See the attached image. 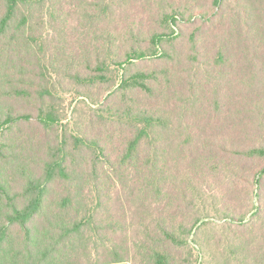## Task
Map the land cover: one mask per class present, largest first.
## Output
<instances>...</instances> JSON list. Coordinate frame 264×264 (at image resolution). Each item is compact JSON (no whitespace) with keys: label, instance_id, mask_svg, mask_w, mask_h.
Instances as JSON below:
<instances>
[{"label":"rangeland","instance_id":"rangeland-1","mask_svg":"<svg viewBox=\"0 0 264 264\" xmlns=\"http://www.w3.org/2000/svg\"><path fill=\"white\" fill-rule=\"evenodd\" d=\"M4 1L0 0V15L5 9ZM172 1L174 4L169 3L164 11L177 12V24L157 23L151 27L154 31L162 29L168 37L178 38L179 58L175 61L159 66L155 60H134L133 65L123 68H117L113 62L110 75L111 85L115 86L112 90L100 84L85 86L73 78L65 79L66 72H70L64 66L71 64L66 58V62L49 58L42 61L43 66L55 69L49 76L53 91L44 102L50 105L44 110L51 111L60 120L55 124L41 122L42 101L33 91L23 95L15 93L25 83L35 81L19 71L25 56L6 47L5 38L0 39V80L8 87L0 92V180L9 197H18L26 188L23 175L39 177L42 161L48 160L64 139L68 140V153H73L77 152L74 139L84 138L92 147L84 145L78 149L82 152H77V163L81 164V159L86 161L85 170L81 169L77 177L72 174V178L60 183L51 182L49 194L64 195L73 189L83 193L81 214L88 213L87 217L94 216L103 225L109 218L132 224L144 216L145 210L151 212L152 203L159 199L144 189L150 184L149 179L142 177L143 173L132 177L133 174L118 168L120 153L135 134L136 124L118 121L104 109L108 103L112 104L108 95L117 90L123 75L151 68L150 73L159 77L162 85L153 83L152 99L142 93L138 95L143 102L148 99L151 106L162 108L172 121L171 126L164 125L157 130L160 142L155 138L153 142L156 153L161 155L157 170L161 167L177 179L171 186V199H160L163 213L167 214L173 207L185 208L177 221L176 232L182 244L177 255L189 260V264H258V256L264 249V175H259L264 168V156L258 155L255 159H243V156L247 157L245 153L250 147L264 149V0H220L218 4L215 0H193L187 5V0ZM74 4L78 10L73 14L67 10L69 4H64L63 19L68 23L82 15V4ZM119 23L115 22L111 29ZM39 26L36 29L41 32ZM195 26L200 28L193 34L197 44L192 49L191 34ZM76 36L78 33H64L71 44ZM89 37L95 44L115 38L113 34ZM147 39L149 44L144 47L152 45L150 37H143L142 41ZM58 41L54 39L51 47L57 46ZM3 48L9 49L3 52ZM117 97L115 105L124 103L122 95L117 93ZM258 104L262 115L252 111ZM24 114L31 115L32 119L12 128L1 125L9 116ZM150 152L147 145L140 149L144 167ZM92 159L96 162L93 173L89 163ZM226 166L230 168L225 170ZM22 196L13 200L19 208L25 204ZM46 212L31 223L34 239L42 238L59 222L54 211ZM70 217L66 215L65 219L69 221ZM194 225V232L189 233ZM14 232L11 246L19 247L23 235L18 227ZM126 234L135 241L140 229L136 226L128 233L119 230L113 238L119 241ZM86 251L84 254L85 247L79 244L73 257L113 259L107 248L96 251L91 245Z\"/></svg>","mask_w":264,"mask_h":264},{"label":"trees","instance_id":"trees-1","mask_svg":"<svg viewBox=\"0 0 264 264\" xmlns=\"http://www.w3.org/2000/svg\"><path fill=\"white\" fill-rule=\"evenodd\" d=\"M192 1L187 0L185 5ZM74 2L82 4L80 9L82 15L73 17L71 23H68L63 19L64 4H69L67 10L73 14L78 10ZM219 2L220 0H215L216 4ZM169 3L174 4L172 0H5V9L0 15V39L5 38L6 47L13 48L14 51L18 50V53L25 56V63L19 67V71L23 76H32L35 81V83H25L15 93L23 95L29 90L33 91L36 98L42 101L41 122L55 124L58 121L56 116L51 111L44 110L50 106L44 103L45 97L50 96L53 91L50 87L53 82H49V76L55 73V69L42 65V61L46 58L54 62H66L65 58L71 61V64L64 66L65 70L67 68L70 72H66L65 79L73 78L79 82L78 84L85 86L100 84L109 90L115 86L111 85L110 75L113 62L117 68H123L126 65H133L134 60H155L159 66L167 61H175L179 58L176 46L178 38L168 37L161 31L162 29L154 31L151 27V24L157 25V23L162 26H172L173 22L177 24V12L164 11ZM118 21H120L119 25L111 29V26H115L113 24ZM39 24V28H42L41 32L36 29ZM194 28L191 39L200 26ZM64 33H73V35L78 33L76 41L71 44L69 38H64ZM102 34L107 36L113 34L115 38H112L111 42L106 39L103 43L90 42V35ZM143 37H150L152 45L144 47V44H149V39L144 42ZM56 38L59 39L57 46L51 47L55 44ZM47 44L50 45L49 48ZM196 44L197 40L192 39V49ZM8 49L3 48V52ZM150 72H152L151 68L144 71L137 70L134 73L129 71L128 76L123 75L117 90L108 95L112 104L108 103L107 108L104 109L113 113V117L118 121L136 124L135 134L128 141L126 149L120 153L118 168L133 174L132 177H138L143 173L142 177L149 179L150 184L144 186V189H149V194L159 199L158 201L155 199L152 203L151 212L145 210L144 216L132 224H123L114 218H109V221L103 225L94 220V216L87 217L88 213L81 214V204L84 203L85 198L83 193L73 189L68 190L64 195L49 194L48 186L51 182L60 183L72 178V174L77 177L81 169L85 170L83 164L86 161L83 162L81 159V164L77 163L78 154L82 152V149L79 151L78 149L84 145L92 147L86 139L75 138L74 148L78 154L75 151L68 153V140L64 139L49 159L42 161L43 171L41 170L39 177L23 175L26 188H23V196L20 195L25 198L22 207L19 208L13 201L20 196L9 197L0 180V204L1 200L8 201L0 205V264L190 263L189 260H183L176 252L182 245L176 232L179 225L177 221L180 211H185V208L182 210L181 207H173L172 211L164 214L161 207L160 199H171L173 195L171 186L177 179L173 175H168L161 167L157 170L161 155L156 153L153 142L154 138L156 142H160L157 130H161L164 125L171 126L172 121L166 117L162 108L156 109L151 106L148 99L143 102L138 95L142 93L144 97L152 99L153 83L156 81L162 85L161 79L158 80L159 77ZM167 81L170 82V79L168 78ZM29 86L34 88L31 90ZM7 88L6 83L0 80V92H4ZM117 93L122 95L124 103L119 102L115 105L119 100ZM259 106L260 104L253 107L252 111L262 115V110L257 109ZM30 119H32L31 115L27 114L9 116L1 125L12 128ZM225 139L226 137L223 138L224 142ZM143 145H147L151 151L147 160L149 162L145 167L140 161V149ZM245 155L247 157L243 156V159H255L258 155L264 156V149L250 147ZM89 163L93 173L96 171V162L92 159ZM224 168L226 170L230 167ZM259 175H264V168ZM109 202L106 199V205H109ZM46 211H54L59 217V222L53 225L51 230L46 231L42 238L34 239L31 223L37 217H43ZM66 215H72L69 221L65 219ZM181 215L183 217V214ZM136 226L140 229V236L135 241H131L127 234L119 241L114 240L113 235L119 230L128 233ZM16 227L23 235V242L19 247H12L11 241L16 236L14 232ZM194 228L195 225L189 233H193ZM79 244L85 247L84 254H87L86 250L91 248V245L96 251L100 247L107 248L111 251L113 259H94L87 255L75 258L73 254ZM22 255L24 258H21ZM258 257L257 263L264 264V249Z\"/></svg>","mask_w":264,"mask_h":264}]
</instances>
